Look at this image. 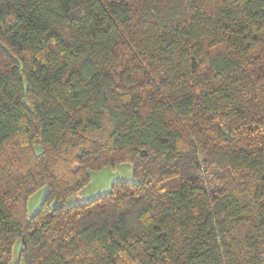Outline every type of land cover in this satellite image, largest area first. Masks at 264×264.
Listing matches in <instances>:
<instances>
[{
    "label": "trees",
    "instance_id": "1",
    "mask_svg": "<svg viewBox=\"0 0 264 264\" xmlns=\"http://www.w3.org/2000/svg\"><path fill=\"white\" fill-rule=\"evenodd\" d=\"M123 162L134 181L67 203ZM21 261L264 264V0H0V264Z\"/></svg>",
    "mask_w": 264,
    "mask_h": 264
},
{
    "label": "rangeland",
    "instance_id": "2",
    "mask_svg": "<svg viewBox=\"0 0 264 264\" xmlns=\"http://www.w3.org/2000/svg\"><path fill=\"white\" fill-rule=\"evenodd\" d=\"M91 180L86 187L79 193L69 198L68 204L92 200L100 195L107 193L111 189V185L116 181H134L132 167L129 163H117L114 166H106L100 171H91ZM48 194V187L38 190L28 202L29 216H33L41 207L43 200ZM18 244L13 250L14 262L18 259ZM19 264H24L21 261Z\"/></svg>",
    "mask_w": 264,
    "mask_h": 264
}]
</instances>
